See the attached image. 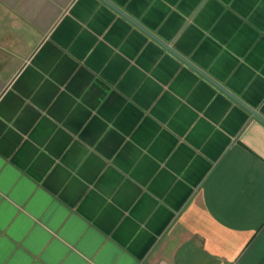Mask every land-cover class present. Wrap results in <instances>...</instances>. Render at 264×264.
I'll return each instance as SVG.
<instances>
[{"label":"crops","instance_id":"1","mask_svg":"<svg viewBox=\"0 0 264 264\" xmlns=\"http://www.w3.org/2000/svg\"><path fill=\"white\" fill-rule=\"evenodd\" d=\"M0 264H264V0H0Z\"/></svg>","mask_w":264,"mask_h":264}]
</instances>
